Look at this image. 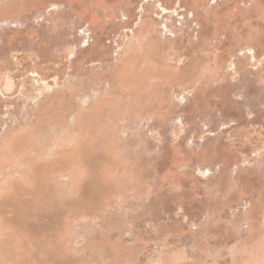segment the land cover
Instances as JSON below:
<instances>
[{"label":"rangeland","instance_id":"374dc122","mask_svg":"<svg viewBox=\"0 0 264 264\" xmlns=\"http://www.w3.org/2000/svg\"><path fill=\"white\" fill-rule=\"evenodd\" d=\"M0 264H264V0H0Z\"/></svg>","mask_w":264,"mask_h":264},{"label":"trees","instance_id":"16d2710c","mask_svg":"<svg viewBox=\"0 0 264 264\" xmlns=\"http://www.w3.org/2000/svg\"><path fill=\"white\" fill-rule=\"evenodd\" d=\"M40 234H41V233H40ZM40 234H39L38 236H41Z\"/></svg>","mask_w":264,"mask_h":264}]
</instances>
